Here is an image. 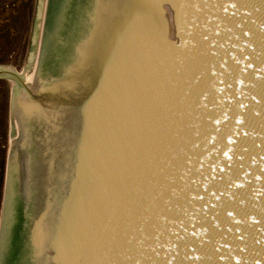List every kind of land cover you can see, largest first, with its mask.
Instances as JSON below:
<instances>
[{
    "label": "water",
    "instance_id": "1",
    "mask_svg": "<svg viewBox=\"0 0 264 264\" xmlns=\"http://www.w3.org/2000/svg\"><path fill=\"white\" fill-rule=\"evenodd\" d=\"M72 1L37 92L18 91L0 264H167L169 241L173 264H264V0L235 17L226 0Z\"/></svg>",
    "mask_w": 264,
    "mask_h": 264
},
{
    "label": "bare ground",
    "instance_id": "2",
    "mask_svg": "<svg viewBox=\"0 0 264 264\" xmlns=\"http://www.w3.org/2000/svg\"><path fill=\"white\" fill-rule=\"evenodd\" d=\"M64 1L73 2L72 0H39L38 15L36 16V19L34 21L35 34L33 37V45L30 47L32 59L34 58L35 54L37 55L35 58V64L32 73L23 76L20 73L14 71L0 69L1 79L4 78L2 77V74L7 75L8 77H6L5 79L14 81L17 84L16 87L14 88L13 95L9 97V100L12 101L13 130H11V139L9 142L8 152L6 157L8 179H9L10 161H11V153H12L18 91L21 92V89L19 88L23 89L21 82L25 87H28L29 90H31L32 92L36 91L37 88L39 87ZM14 2L15 0H9V3H14ZM2 19L5 20L8 24L9 22H15V23H13L11 26L7 24L3 30H0V36L3 37V42L0 43V52L4 51L2 50V47H3V43L6 42V39H10L11 41H13V37L16 36V32H17L15 28L19 27L23 29V25H20L23 22L17 19L12 14L5 13ZM20 36L21 34L19 33L18 37ZM0 64H2L1 60H0ZM6 114H8V110L6 111ZM7 123L8 121L5 122L4 131H2V135L5 136V138L8 135V132H6L8 127ZM5 150L7 151V148ZM7 185L8 183L6 181V186ZM4 197L5 199H4L3 209L1 210V215H0V251H1L7 189H5Z\"/></svg>",
    "mask_w": 264,
    "mask_h": 264
},
{
    "label": "rangeland",
    "instance_id": "3",
    "mask_svg": "<svg viewBox=\"0 0 264 264\" xmlns=\"http://www.w3.org/2000/svg\"><path fill=\"white\" fill-rule=\"evenodd\" d=\"M38 5L39 0H27L25 11L18 12L13 8H10L8 10L10 14L14 15L17 19L23 22L22 24H20L23 25V29L19 27L15 28L17 32L16 36L13 37V41H11L10 39H6V42L3 43L2 50L4 51L0 52V60L2 62V64H0V69L11 70L20 73L23 76L32 73L35 64V58L37 55L35 54L34 58L32 59L30 47L33 45V37L35 34L34 21L36 19V16L38 15ZM19 33L21 34L20 37H18ZM16 85L17 84L14 81L0 78V127H3L1 120L5 122L8 121V127L6 130V132H8V135L6 136V138L2 135V132H0V165H2L3 167L2 173H0V215L5 199L4 193L7 179L6 157L9 142L11 139V130H13L12 104L9 102V97L13 95V91ZM19 89H21V92L24 93V90L22 88ZM7 110L8 114H6ZM5 147L7 148V151L5 150Z\"/></svg>",
    "mask_w": 264,
    "mask_h": 264
},
{
    "label": "snow or ice",
    "instance_id": "4",
    "mask_svg": "<svg viewBox=\"0 0 264 264\" xmlns=\"http://www.w3.org/2000/svg\"><path fill=\"white\" fill-rule=\"evenodd\" d=\"M220 7H221L222 13L229 17H235L238 13L240 15H251L250 12L241 11L238 0H226V2L222 4ZM210 22L211 21H209V23ZM196 24H198V22H196L192 26H196ZM237 27H239V25H237ZM261 28L264 29V25H261ZM222 29H227L228 31H231V28H228L226 23L224 21H221L217 23L215 26V34L220 35ZM241 36L245 38V43H249V39H248L249 33L247 31L241 30ZM203 39L207 40L208 37L204 36ZM244 59H247V57L245 56ZM146 60H147V53L142 48L137 47V48H133L130 51L129 58H128V64H127V67L124 73V78L118 81L115 86L117 99H119L123 95L129 83L131 81H134L137 77H139L144 72V69L146 66ZM235 63L239 65L240 60L236 59ZM221 67H223V65H221ZM245 67H251V64L249 63ZM221 83H223V81H221ZM239 106L240 108H245V105L243 103H241ZM256 115H260V113H257ZM224 119H228L227 115H225ZM216 123L219 124L220 121L217 120ZM237 123H239V121H237ZM244 134L246 135L247 133H244ZM237 143L238 141L232 139L231 137L229 138L228 150L223 153V155L227 157L229 160L232 159V157L229 156V152H234V148L232 147V145H235ZM241 151H246V149H241ZM212 171L215 172V169H213ZM145 179L147 180V178ZM194 183H198V181H194ZM143 191L147 192V188L145 187ZM212 195L216 196L215 193H212ZM193 199L203 200V197L197 194L195 197H193ZM212 207H215V205H212ZM228 216L231 217L232 213L228 212ZM233 222L239 223V221H236V220H233ZM193 227L195 228V226ZM185 231H187V229H185ZM197 235L198 233L196 231L192 232V236H197ZM156 239L158 241L159 236H157ZM177 239H183V237H180L177 235ZM238 239L242 241L244 239L243 235L238 236ZM257 242L259 243L260 241H257ZM112 247H113V250H115L116 248L119 247V244L113 243ZM159 248L164 249L163 255L166 257L167 264H173V261L179 256V253L175 251V241H169L167 244H160ZM218 250L219 249H217V251ZM242 250L243 249H241V251ZM152 251L156 255H161V252L157 250L156 248H152ZM220 258L223 259V257H220ZM185 259L198 260L200 259V257L193 255L191 257L186 256Z\"/></svg>",
    "mask_w": 264,
    "mask_h": 264
},
{
    "label": "flooded vegetation",
    "instance_id": "5",
    "mask_svg": "<svg viewBox=\"0 0 264 264\" xmlns=\"http://www.w3.org/2000/svg\"><path fill=\"white\" fill-rule=\"evenodd\" d=\"M27 0H15L14 4L6 3L9 2V0H0V30H3L4 27L8 24L5 20H3V15L5 13H9V9L11 6H16L17 4H20L22 7V11H25V3ZM21 12V11H20ZM10 23V22H9ZM10 102V100H9ZM1 123L3 124V127H0V132L4 131L5 121L1 120ZM0 173H2V165H0Z\"/></svg>",
    "mask_w": 264,
    "mask_h": 264
}]
</instances>
